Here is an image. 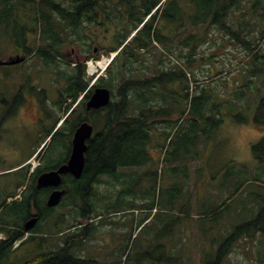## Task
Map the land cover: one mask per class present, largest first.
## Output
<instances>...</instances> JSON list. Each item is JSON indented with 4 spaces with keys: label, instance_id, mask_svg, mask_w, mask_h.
I'll return each instance as SVG.
<instances>
[{
    "label": "trees",
    "instance_id": "obj_1",
    "mask_svg": "<svg viewBox=\"0 0 264 264\" xmlns=\"http://www.w3.org/2000/svg\"><path fill=\"white\" fill-rule=\"evenodd\" d=\"M115 1L125 4V14L128 15L122 18L121 27L115 31L112 43L116 42V45L107 49V54L117 50L118 54L108 66L107 76L101 75L95 84L109 87L112 90V100L104 107L87 110L80 108L85 101L82 99L55 132L54 129L62 116L54 120L53 126L46 134L47 138L54 132L52 139L61 135L69 140L81 121L89 120L95 126L94 134L88 140L82 175L77 178L68 174L63 179L67 191L61 205H70L77 216L75 215V220L69 224L68 221L61 220L59 232L65 236L60 247H52L50 250L43 247L45 243L47 246L50 244L51 239L48 236L44 237L45 240L31 239L26 243L37 242L36 248L25 252L22 257L16 252L17 247L14 249L15 244L22 238V233L20 235L18 230L22 226V219L34 199L43 204L46 199L36 198L37 191L33 183L27 185L21 198H16L18 192L5 194L0 202V232L11 236L8 240L0 239V264H106L81 254L80 249H83L86 240L95 236L97 229L95 223L90 220L102 219L104 212L118 213L128 209L133 211L141 206L152 210L156 203L160 205L156 194L154 198L150 189L140 188L143 174L121 171L153 163L152 131L156 120L173 123L172 133L165 132L169 139L165 162L171 164L177 161L185 164L183 175L186 180L189 177L186 171L187 162L202 156L196 146L207 141L210 128H215L223 122L226 112L234 113L240 122L253 121L257 126L264 127V0H72L68 6L57 0H40L39 4L42 6L38 7V10L50 7L57 14L54 18L45 14L39 16V22L50 27L44 35V44L31 49L24 48L30 53V58L38 57L54 70L56 76L63 79L64 85L59 89V107L64 105V114L89 88L92 77L87 75L86 59L71 60L68 69L60 67V57H64L62 52L66 44L62 37L64 27H61V24L70 25L72 30L81 27L91 31L93 29H89V24L99 29L106 21L112 19L113 11H119L120 17L124 16L117 6H109ZM166 2V6H163ZM0 3H4L16 14L23 8L16 6V0H0ZM155 8L156 13L153 12ZM185 22L198 27L199 30L190 32L176 43L178 60L173 62L172 67L157 68L151 76H147L144 70L141 76L134 64L140 62L147 65L149 59L144 52L153 54L157 44H164L169 52H174L173 46H168L167 43L172 35L176 36L184 31ZM209 27L223 34L231 44L242 48L250 59L243 65V69L239 70L240 79L236 80L234 87L228 92L233 95L231 100L220 99L221 95L212 88L204 87L197 92L190 83L189 73L193 72L195 64L211 57H198L200 48L208 41L206 34ZM259 29L262 32L261 37L256 40ZM134 31L136 32L133 34ZM79 35L82 37V32ZM91 57L99 59L100 55H92L87 59ZM183 58H186L187 70L180 65ZM161 64H164V60ZM246 109H252L251 118L240 115ZM186 120L189 125L179 134ZM253 150L263 162L264 138L253 145ZM66 160L67 157L50 165L45 164L43 160L35 168L32 181L41 171L51 169ZM29 166H23L24 180L28 177ZM174 170L177 171L176 168ZM245 183L246 180H243L240 186ZM103 184L104 187L107 186L104 191L99 189ZM240 186L216 207L210 208L209 202L202 203L198 207L201 222L205 224L222 216L224 211L231 207L234 197L239 194L242 188ZM40 193L47 196L45 191ZM140 195L146 201L138 203ZM9 198L14 199L8 203ZM191 199L192 197L188 198L187 190L179 189H171L165 196V203L173 210L176 209V202L181 201L179 213L175 212L170 225L173 229L183 225V221L191 217ZM42 207L45 214L53 209L45 205ZM100 207L103 210H100ZM151 216L150 212H146L138 221L139 227ZM86 220L88 223H85ZM260 231H264V203L260 204V209L250 220L233 225L226 235L219 238L218 243L215 239L214 252L211 253L210 250L204 254V264H222L238 240L254 237ZM127 250L126 246L120 252L125 255ZM257 260L258 264H264V258L257 257Z\"/></svg>",
    "mask_w": 264,
    "mask_h": 264
},
{
    "label": "rangeland",
    "instance_id": "obj_2",
    "mask_svg": "<svg viewBox=\"0 0 264 264\" xmlns=\"http://www.w3.org/2000/svg\"><path fill=\"white\" fill-rule=\"evenodd\" d=\"M16 1V6L20 8L23 6L17 14L13 10L10 11L4 3H0V62L9 57H17L21 53V47L25 51V48L31 49L44 44V35L50 27L40 23L39 16L45 14L54 18L57 14L50 7L42 11L38 10V7L42 6L39 4L40 0ZM57 1L68 6L72 0ZM166 4L167 2L163 6ZM109 5L120 8L124 16L120 17L119 11H113L112 19L107 24L101 25L99 29H96L94 25H88L89 29L94 30H91L93 32L81 27L72 30L70 25L61 24V27H64L62 37L66 42L64 46L66 58L75 59L77 54L84 59H87V55L88 57L100 55L99 59L87 60V75L92 79L98 74L107 76L110 64H107V61L112 58L111 54H106L107 49L116 45V42L112 43L115 31L121 27L122 18L128 15L125 14V4H121L120 1ZM153 12L156 13V8ZM56 19L59 18L56 16ZM198 30V27L190 26L185 22L184 31L176 36L172 35L167 43L168 46H173L174 52H169L164 44H157L153 54L144 52L149 59L148 67L140 62L134 64L135 68L139 69L138 73L143 76L145 70L146 75L151 76L157 68L172 67L173 62L178 60L176 55L179 52L176 43L190 32L194 33ZM80 32L82 37L79 35ZM261 33L259 29L256 40L261 37ZM206 36L208 41L200 48L198 57H211L195 64L193 72L189 73L191 86L197 89V92L204 87L212 88L221 95L220 99L231 100L233 95L228 92L232 90L236 80L240 79L239 70L249 62V56H246L242 48L231 44L223 34L211 27L207 29ZM218 45L220 46L217 47ZM25 54L28 56V53L22 56ZM61 61L60 67L68 69L69 64L66 60ZM185 64L186 58L180 60V65L187 70ZM48 68L49 66L38 57L30 58L29 56L22 64H0V117L6 107L3 104L11 99L13 94L17 95L19 92L22 95L31 96L33 103L35 101L34 108L38 109V111L34 108L27 111L23 105H20L15 118H10L6 128L2 129L0 202L5 194L22 193L25 184L29 186V176L24 180L25 169L22 163L33 151L37 149L40 153L27 161V165H30L29 171L36 168L43 160L45 164H55L69 154V141L66 136L59 135L55 139L51 136L46 139L47 131L53 126L54 120L64 114L62 110L64 105L59 107V89L63 87L64 81L55 75L52 68ZM251 99H254V94ZM80 108L83 109V105ZM229 113L226 112L223 122L217 127L210 128L207 141L196 146L197 149L199 147L202 156L187 162L186 171L189 174L187 180L183 175L185 164L177 161L171 164L165 162L169 147V139L165 132L172 133L173 123L156 120L152 131L153 163L121 171L143 174L140 188L150 189V192L154 193V198L156 194L160 205L156 203L152 210L141 206L133 211L128 209L118 213L104 212L102 219H91L90 221L95 223L97 229L95 236L86 240L83 249H80L83 257L94 258L106 264L118 261L122 264H204L202 260L204 254L210 250L211 253L214 252L215 239L218 243L219 238L226 235L233 225L250 220L260 209V204L264 203V161L262 162L253 150V145L264 138V127L257 126L253 121L240 122L234 113ZM243 114L251 118L252 109H246L240 113V115ZM37 117L41 121H37ZM188 125L186 120L179 134H182ZM243 180H246V183L240 186ZM239 186L242 188L234 197L235 200L231 202V207L218 219L203 224L198 214V207L204 202H209L210 208L218 206ZM106 188L107 186L104 187L103 184L99 189L104 191ZM171 189L187 190L188 198L192 197L191 217L175 229L170 225L175 212L179 213L181 201L176 202L175 210L177 211L165 203L164 198ZM143 201L146 199L140 195L137 202ZM73 209L68 204L58 206L54 215L42 225V229L48 231L52 239V244H49L47 250L63 244L65 235L59 233L60 228L55 227V222L57 221L59 226L63 219L68 221V224L73 222L76 215ZM146 212H150L152 216L139 227L138 221ZM85 223L88 221L86 220ZM56 229L58 233L54 232ZM54 234L57 236H52ZM126 246L128 250L124 255L120 251ZM35 248L36 243H29L25 246L24 252ZM257 257L264 258V231L256 233L254 237H243L238 240L225 256L222 264H258Z\"/></svg>",
    "mask_w": 264,
    "mask_h": 264
},
{
    "label": "flooded vegetation",
    "instance_id": "obj_3",
    "mask_svg": "<svg viewBox=\"0 0 264 264\" xmlns=\"http://www.w3.org/2000/svg\"><path fill=\"white\" fill-rule=\"evenodd\" d=\"M110 6V5H109ZM104 7L106 8V6L104 5ZM107 9V8H106ZM108 22L106 21L104 24H107ZM30 49V48H29ZM20 52L21 53H19V55L20 54H24L25 53V51H24V49H20ZM63 55H64V57L62 56V57H60L61 58V60H66V62L67 63H69L71 60H77V61H81V60H83L84 58H81L78 54L75 56V59H68V58H66L65 57V52H64V50H63ZM18 55V56H19ZM23 56H25V55H23ZM87 57H88V55H87ZM85 60V59H84ZM31 96H25V95H22L21 94V92H19L17 95H15V94H13L12 95V97H11V99H8L7 100V102H5L3 105H6V107H5V110H3L2 112H1V117H0V137H1V134H2V129H5L6 128V126L8 125V123L10 122L9 121V119L10 118H15L14 116H15V114H17L18 113V109H20V105H23L24 106V108H26V110L27 111H31V109H33L34 108V103H35V101H34V103H33V101L31 100ZM33 98H35L34 96H33ZM88 100V99H87ZM87 100H85V102L83 103V106L86 108V104H87ZM37 104V103H36ZM34 110L35 111H38V109L37 108H34ZM33 110V111H34ZM37 119V121L39 120V121H41V119H38V117L36 118ZM69 141V146H70V150H69V154H68V156H67V160L65 161V162H67L68 161V159H69V157H70V154H71V146H72V138L71 139H69L68 140ZM1 153V152H0ZM40 153V151L38 152V150H35V151H33L28 157H27V161H29L33 156H35V155H38ZM2 154V153H1ZM65 162H63L62 164H64ZM41 163V162H40ZM62 164H59V165H57V166H54L53 168H51V169H47V170H43V171H41L39 174H37L36 176H35V179H33V181H32V176H33V173H35V169H33V170H31V171H29V174H28V176H29V179L30 180H28L29 182H30V184L31 183H33L34 185H33V187L36 189V191H37V196H36V198L37 197H39V198H45L46 199V203L45 204H43V202H40V201H35V199L33 200V202H32V205L31 206H29V208H28V211H27V213H26V216L22 219V226L18 229L19 230V232H20V235H21V233H22V238H20L19 239V241L15 244V246H14V249L16 248V252L19 254V255H25V252H24V248H25V246L27 245V244H29L30 242H28V243H26L28 240H31V239H33V240H45L44 239V237H51V236H49V232L47 231H44L43 229H42V225L45 223V222H47L53 215H54V213H55V211L57 210V207L58 206H60L61 205V202L58 204V205H56V206H48V204H47V201H48V199H49V196H50V194L56 189V187H54V186H46V187H41V188H38L37 187V180H38V177H39V175L40 174H42L43 172H45V171H49V170H54V169H58L59 167H60V165H62ZM68 174H70V173H67V174H64L63 175V179H64V176L65 175H68ZM72 175V174H71ZM78 178V177H77ZM60 188H62V189H65L66 190V188H65V186H64V184H62V186H60ZM40 191H42V192H47V196H45L44 195V193H40ZM67 191V190H66ZM22 193H24V191L22 192ZM22 193H20V194H17V196L18 195H20V196H16L17 198H21L22 197ZM66 193V192H65ZM11 199H14V198H11ZM12 201V200H11ZM10 202V200L8 199V203ZM43 205H45V206H48L49 208H53L48 214L46 213L45 214V212L43 211ZM44 216H45V218H44ZM34 218H37V221H36V223L35 224H33L28 230H26V223L29 221V220H31V219H34ZM61 222V221H60ZM56 223V226L55 227H57V229L58 228H60L61 227V225L59 226V224H58V222L56 221L55 222ZM58 224V225H57ZM57 229H56V231H57ZM56 233H58V232H56ZM59 233H61V232H59ZM62 234V233H61ZM10 236L11 235H7V233H2L1 235H0V239H4V240H8L9 238H10ZM52 236H57L56 234H54V235H52ZM37 243V242H36ZM50 243H52V239L50 240ZM43 247H48L47 245H46V243H45V245L43 246ZM20 252V253H19ZM16 253V254H17ZM23 257V256H22ZM13 258V257H12Z\"/></svg>",
    "mask_w": 264,
    "mask_h": 264
},
{
    "label": "water",
    "instance_id": "obj_4",
    "mask_svg": "<svg viewBox=\"0 0 264 264\" xmlns=\"http://www.w3.org/2000/svg\"><path fill=\"white\" fill-rule=\"evenodd\" d=\"M23 58L11 59L0 63L13 64L20 62ZM112 100V91L106 86H97L94 88L89 99L87 100L86 108L99 109L109 104ZM95 126L88 120L82 121L75 129L72 138L71 154L67 162L60 165L58 169L45 171L39 175L37 187L54 186L56 189L50 194L47 201L48 206L58 205L64 194L65 189L60 188L63 184V175L70 173L75 177H80L84 171L86 163V152L88 150V140L93 136ZM37 218L31 219L26 223V230L35 224Z\"/></svg>",
    "mask_w": 264,
    "mask_h": 264
},
{
    "label": "bare ground",
    "instance_id": "obj_5",
    "mask_svg": "<svg viewBox=\"0 0 264 264\" xmlns=\"http://www.w3.org/2000/svg\"><path fill=\"white\" fill-rule=\"evenodd\" d=\"M80 4V3H79ZM84 7V5H83ZM222 14V13H221ZM105 66V65H104ZM191 102V101H190ZM93 193V192H92ZM95 194V193H94ZM88 209V208H87ZM92 213V212H91ZM49 253V252H48ZM44 254V253H43ZM53 254V253H52ZM60 254V253H59ZM65 254V253H64ZM44 256V255H43ZM63 256V255H62ZM76 261V260H75ZM73 262V261H72ZM74 263V262H73Z\"/></svg>",
    "mask_w": 264,
    "mask_h": 264
}]
</instances>
